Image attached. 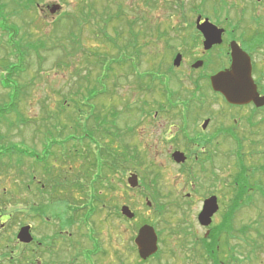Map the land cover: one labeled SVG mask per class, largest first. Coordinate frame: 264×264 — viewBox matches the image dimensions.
<instances>
[{"label":"rangeland","instance_id":"obj_1","mask_svg":"<svg viewBox=\"0 0 264 264\" xmlns=\"http://www.w3.org/2000/svg\"><path fill=\"white\" fill-rule=\"evenodd\" d=\"M102 1H95L96 6H94L99 10H102ZM118 1L124 5V11L129 21L137 18L143 19L137 25V29H143L139 43L145 46L140 61L139 58L135 60L139 68L133 69V71L135 75L141 76L145 73L149 76V73L153 72L151 78L147 79L153 80L154 84H151V87L148 86L150 85L148 83L141 85L134 75L128 77L127 81V74L120 70L119 66H115L110 79L113 86V89L110 87L111 94H105L93 101L99 106L97 109L112 111L109 117L114 120V123L110 124L112 129L110 137L106 138L97 132L94 135L95 138L101 140V145L109 143L111 148L106 149L95 143L85 145V141L79 140L81 150L91 151L95 157H99V151L111 155L113 153L120 154L123 151L120 150L119 142L112 136L115 135L126 145L128 144L127 147L134 154V158L123 166L113 165V159L105 166L107 178L112 186L109 189L100 187L98 193L102 192L101 195H104V198L101 197V203L95 205L96 211L92 216V221L97 225H108V228L113 230L114 239H117L122 231L124 232L132 225L121 215L123 206H129L137 214L136 218L139 220L136 223L133 222V225L159 224L161 216L159 209L160 211H172L167 214L168 222L172 224L174 215L180 216L183 211L187 212L185 219L193 220V214L200 208V197L210 192L207 166L204 165V161L196 164L194 156L196 154L198 157L196 161H200L213 152L210 150L204 153L197 152L193 147L194 142L185 140L187 136L196 135L193 129L201 132L204 121L214 113H216V121L210 129L219 128L217 126L222 115L217 112H221L219 111L220 106L214 100L206 77L228 67V63L230 64V55L228 54L230 41L239 40L250 53H253L252 56L256 63L254 75L264 81V10L261 8L264 3L262 6H258L255 0H228L226 7L215 8L213 0H210L204 7L201 6L204 0H152L155 2H153V7L149 8L148 0ZM176 2H180V7ZM111 4L113 6V2ZM56 5L60 6V10L53 14L51 8ZM34 7L36 8H31L27 16H24V23L17 16H13L12 21L21 27V37L25 35L22 41L25 52L34 50L30 48V44L38 43L40 39L45 40L47 46L40 51V57H37L34 51H29L26 56V69L20 78L24 89L19 101V112L26 123L18 122L17 116L10 115L7 120L0 122V134L5 137L1 140L2 146L15 143L24 149L33 148L37 150L35 154L43 155L46 128L37 129L43 128L41 125L45 117L44 111L58 112L62 100L72 102L73 105L75 97L72 93L79 89L88 71H90L92 79L103 78V74L105 76L104 69L99 66V61L89 58L90 53L110 56L120 52L114 45L108 43L105 36L100 34L101 20L83 26L80 32L81 53H77V56L66 55L62 47H59L56 37L60 42L65 38V35H70L73 32L68 22H63L58 27L60 32H57L56 35L53 27L58 23V20L64 19L66 14L80 15L82 7H84V0H38ZM194 7L203 13L192 12L191 8ZM198 15H202L203 18L208 17L212 23H219L221 25L218 26L226 30L224 43L221 47H215L211 52L204 51V38L197 32L195 26ZM144 19L147 20L146 25ZM25 22L31 23V25L23 26ZM110 28L108 27V31L111 32ZM125 30L129 31V28L127 27ZM160 32L163 33L161 34L162 38L159 36ZM126 37L127 32L126 36L119 40V43L125 49L127 46V53H131L129 45L124 44ZM7 39L8 37L0 31V45L3 40ZM68 42L66 43L68 44ZM66 47L68 51H71L73 44L70 43ZM82 50H86V52ZM127 53L121 54L117 60L130 59ZM177 53L183 54V60L179 67H174L173 60ZM16 55L15 53L12 55L5 53L0 48V63L5 59L18 62L19 55ZM201 60L205 64L207 63L206 67L194 69L192 66ZM110 62L109 58L108 63ZM126 66L128 69L130 68L129 65ZM117 77L120 80H117ZM161 80L162 84H160ZM149 89L154 90L149 92ZM7 94V91L0 86V103L8 101ZM145 101H147V106L144 108L146 111L142 112ZM206 101L207 103L204 105ZM183 104L184 106L191 104L194 108L186 123L182 120V111H180ZM185 112L187 113L186 110ZM84 115L87 116L88 113H84L83 118ZM62 118L65 119L63 124L69 126L70 120L64 116H61V120ZM255 120L258 121L257 118ZM82 121L86 122V120ZM250 136L251 139L257 137L255 134ZM259 137L264 139V134H260ZM195 141H198L197 137ZM228 141L230 142V140ZM192 147L193 150H191ZM182 149H185L184 152L192 151L190 153L192 160L188 165H186L187 163L178 165L172 159V153ZM235 149L230 143L221 150L217 148V156L214 160V171L217 176L223 179L232 177L235 161L240 160L252 173L258 172L260 177H264L263 148L249 149L250 151L243 149V153H238L234 151ZM0 152L7 153V150L3 147L0 148ZM19 156L15 155L12 158L19 167L10 169L0 165V195L4 192L26 193L23 186H18L15 183L16 178H22L25 182H29V175L32 174L42 184H48L52 180H49L50 178L45 175L43 167L35 165L32 158L23 157V164L20 165L16 161ZM83 159L84 154L82 153L79 159L74 157L73 160L66 159L64 162L58 159L56 163L52 161L51 164L56 165L55 173H57L56 170L62 169L68 177L72 178L73 174L81 173L80 176H87L89 180L93 179L94 181L100 174L98 166H94L92 163L87 175L86 171L82 169V165L86 163ZM200 165L201 171H199ZM190 168L196 169L191 175L187 170ZM131 173H136L140 178L138 188L132 189L128 186L127 180ZM86 186L91 201L92 182ZM187 194H193V197H187ZM178 199L182 201L181 204ZM148 200L152 203L151 206L147 205ZM185 203H188V206H184ZM257 204L260 206V201ZM179 205H183V208H178ZM90 207L91 203L88 201L87 208ZM261 209L264 210L263 205H261ZM179 219L182 220L184 217L181 216ZM179 219H176L175 222ZM160 227H164L165 232L166 228L168 230L165 224ZM166 248L172 249V253L169 256L166 255L167 262L173 263L174 260L185 258V253L174 258L176 248L169 245H166Z\"/></svg>","mask_w":264,"mask_h":264},{"label":"flooded vegetation","instance_id":"obj_2","mask_svg":"<svg viewBox=\"0 0 264 264\" xmlns=\"http://www.w3.org/2000/svg\"><path fill=\"white\" fill-rule=\"evenodd\" d=\"M256 2L258 6L261 3L260 0ZM242 48L252 57L254 73L253 53L243 44ZM254 80L259 95L264 97V81L256 76ZM213 95L220 106L221 112L217 114L222 115L219 128L210 129L216 121L214 113L208 117L206 128L201 126V132L193 129L196 135L187 136L185 141L194 142L195 150L203 153L207 150L217 153V148L221 150L228 143L238 153H243V149H264V139L259 137L264 134V106L258 107L255 103L232 105L222 95ZM181 108L186 123L194 108L191 104H183ZM253 134L257 137L251 139ZM196 137L198 141H195ZM183 150L176 151L185 153L186 163H189L192 151ZM204 158L210 192L200 197L201 204L193 214L194 221L185 219L187 212L183 211L180 216L174 215L171 224L167 214L172 211L159 209L160 222L151 225L157 235L156 250L146 258L141 256L136 244L140 229L145 225H133L139 220L137 214L129 220L132 225L114 239V232L108 225L100 226L92 221L96 210L87 208V211L83 203L70 204L67 193L52 192L59 179L50 178L51 182L42 184L35 177L29 178V182L16 178L15 183L23 186L26 193L4 192L0 195V264H264V210L261 209V205L264 206V177L258 172L252 173L238 160L232 177L223 179L215 174L212 154ZM194 159L198 157L195 155ZM78 196L73 198L82 199ZM187 197L192 198L193 194H187ZM211 197L217 198L218 210L205 226L199 216L204 202ZM181 216L184 219H179ZM176 219L179 220L175 222ZM164 224L168 227L166 237L165 228L160 227ZM166 245L176 248L174 258L183 253L185 258L167 262L166 255L169 256L172 249Z\"/></svg>","mask_w":264,"mask_h":264},{"label":"trees","instance_id":"obj_3","mask_svg":"<svg viewBox=\"0 0 264 264\" xmlns=\"http://www.w3.org/2000/svg\"><path fill=\"white\" fill-rule=\"evenodd\" d=\"M37 1L38 0H0V31L4 36L8 37L6 41H2L0 48H2L5 53H11V55L14 53L16 55L17 53V55H19L18 62H12L8 61L9 59H5L4 62L0 63V86L8 93V101L0 103V122L3 120H7L8 116L10 115H15L17 116L18 122L26 123V120L24 121V119L22 118V114L19 112V101L21 100V95L23 93L22 90L24 89L23 84H21L20 82V78L22 77V75L24 74L23 72L26 69L25 61L26 56L29 54L28 52L34 51L37 57H40V51L46 48L47 45L45 40L43 41L42 39H40L38 43L36 42L30 44V48L34 50H28L27 52H25V49L22 47V41L25 35L21 37V27H19V25H16L12 20L13 16H17L18 18H21L22 22L24 23V16H27V14L31 11V8H36L34 7V5H37ZM95 1L96 0H84V7H82V12L80 15L66 14V17L64 19L58 20V23H56V25L53 27V30L54 34L56 35L57 32H60L58 27L61 26L63 22L69 23L73 33H71L70 35H65V38L61 39L60 42L59 38L56 37L57 44H59V47H62L63 52L66 55L69 54L70 56H77V53H81V29L85 25L93 24L97 20H101L102 27H100L99 30L100 34L105 36L108 43L114 45L118 49V52H120L110 56H108L107 54L101 55L99 53H90L89 58H94L96 61H99V66L101 67V69H104L105 76L103 74V78L96 77L92 79L91 73L90 71H88L89 74L88 72L85 74L86 76L83 78L82 84L80 85L79 89L75 90L72 93V95L75 97L73 105L72 102L62 100L60 102V109L58 112L53 111L52 113H50L48 110L44 109L45 117L43 118V123L41 125L43 128L37 129L41 130L46 128V142L43 143L45 152L43 153V155L35 154L37 153V150L33 148H29L26 146L27 148L24 149L22 147H19L18 145H15V143H9L10 145L8 146H2L1 140L5 137L0 134V148L4 147L7 150V153L0 152V165L6 166L10 169H12L13 167H19V165L16 164L15 161L13 162L12 159L15 155H20L19 158L16 159V161L20 165L23 164V157L34 159L36 163L35 165L43 167L45 175L47 177L55 181L56 179H59V181L55 182L52 192L67 193L69 196L70 204L77 205L83 203L85 207L84 209L87 208L88 201H90L88 187L86 185L92 182V188L90 189L93 195L91 194L92 196H90V198H92L90 203L92 205L91 210L93 211L95 210L94 208H96L93 207V205L95 206L97 203H101V197L104 198V195H101L103 194L102 192L101 194L98 193L100 187H103V189H109L112 186L110 180L106 175L105 166L108 165V162L113 159V165L119 167L123 166L127 161L134 158V154L130 152L131 150L127 147L128 144L126 145L123 140L115 137V135L112 136L117 142H119L121 148L120 150L123 151L120 154L113 153V155H111L106 154L103 151H99V157H95L91 151L86 152V150H81L79 140L85 141V145H88V143H95L97 145H100V147L106 149L111 148V145L109 143L101 145V140L95 138L94 135L95 132H97L98 134L106 138L110 137L109 134H112L110 124L114 123V120H111L109 117L112 111H105L101 108L97 109V107L99 106H97L96 103L94 104L93 101L97 100L98 97L105 94H111L110 87L113 89V86L110 83V79L111 75L114 73L115 66H119L120 70H123V72L127 74V81L128 77L134 75L135 79L138 80V83H141V85L148 83L150 84L148 86L151 87V84H154L153 80L147 79L151 78V74L153 72L149 73V76H147V73L141 76L135 75L133 71V69L136 70L139 68V66H137V63H135V60L139 58L140 61V57H142L143 55V48L145 46L144 44L141 45V43H139L140 37L142 36L141 30L143 31V29H137V25L140 24L143 19L137 18L136 20L134 19L135 21L132 19L129 21L124 11V5L118 0H100L103 2V5H101L102 10H99L95 7ZM209 1L210 0H204L201 6L204 7ZM213 1L215 8H224L228 5V0ZM111 2H113V6ZM153 2L152 0H148L147 6L149 8L153 7ZM180 5L181 4H178L179 7ZM191 9V11H197L196 7ZM126 20H128V22H126ZM145 22L147 23L146 19H144V23ZM28 24L31 25V23L25 22L23 26H28ZM108 27H111V32L108 31ZM127 27L129 28V31L125 30ZM126 32L127 37L124 38V44L129 45V50L131 51V53H127V46L125 49V47L120 46L121 44L119 43V40L123 39V36H126ZM28 34L29 32L27 33V35ZM161 34L163 33L160 32V38H162ZM67 41H69L68 44L66 43ZM70 43L73 44V47L71 51H68V48L66 46L70 45ZM82 51L86 52V50ZM123 53H127L130 59L123 61L117 60L118 57ZM109 58L111 60L110 63H108ZM123 65L125 66L122 67ZM126 65H129L130 68L128 69ZM116 79L120 80L119 77H117ZM206 80L209 81V76L206 77ZM160 84H162V80L160 81ZM106 88L108 89L105 90ZM153 90L154 89H149L148 91L153 92ZM145 106H147V101L144 102L142 112L146 111L144 109ZM160 106L162 105L160 104ZM84 113H88V115H84L83 118L82 115ZM61 116H64L65 118L67 117L70 120L69 126L63 124V121L65 119L62 118L61 120ZM82 120H86V122ZM87 140L88 142H86ZM82 153L84 154L85 159H83V161L86 162L82 165V169L86 171V174L88 175L91 164L94 163V166H98V170L100 173L97 179H95L94 181L93 179L89 180L87 176H80L81 173L73 174L74 177L71 178L68 177L62 171V169L56 170L57 173H55L56 165H52V161H54L53 163H56V160L58 159H60L62 162L66 161V159H69V161H71L74 159V157H78L79 159L80 154ZM119 163H122V165H119ZM29 176L30 178L34 177V175L32 174H30ZM246 192L247 191L245 188L244 193ZM75 194H79L82 199L73 198ZM69 209L72 210L73 207L70 205Z\"/></svg>","mask_w":264,"mask_h":264},{"label":"water","instance_id":"obj_4","mask_svg":"<svg viewBox=\"0 0 264 264\" xmlns=\"http://www.w3.org/2000/svg\"><path fill=\"white\" fill-rule=\"evenodd\" d=\"M60 10V6L56 5L51 8V13L55 14ZM201 17L197 19V29L204 35V49L211 50L214 46L220 45L223 42L224 30L212 24L209 19L201 23ZM231 58L232 63L229 69L221 71L212 76L211 86L215 92L222 94L226 100L233 105H245L251 102L256 106H264V97L258 94L257 87L252 76V61L250 56L239 46L236 41L231 42ZM182 62V55H177L174 60V65L179 67ZM203 61H198L193 65L198 69L203 66ZM208 125V121L204 123V128ZM173 159L177 163H184L186 157L182 152H175ZM128 184L132 188L139 186V177L137 174H131L128 178ZM148 205H151L148 202ZM218 210L216 197H211L205 201L203 211L199 219L202 225H209L210 218ZM122 214L129 219L134 218L135 214L128 206H123ZM25 234V233H24ZM136 244L143 258L150 256L156 250L157 235L152 226L145 225L140 229L139 235L136 238Z\"/></svg>","mask_w":264,"mask_h":264}]
</instances>
